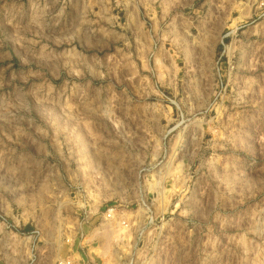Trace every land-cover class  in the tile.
Here are the masks:
<instances>
[{"label":"rangeland","instance_id":"rangeland-1","mask_svg":"<svg viewBox=\"0 0 264 264\" xmlns=\"http://www.w3.org/2000/svg\"><path fill=\"white\" fill-rule=\"evenodd\" d=\"M264 264V0H0V264Z\"/></svg>","mask_w":264,"mask_h":264},{"label":"built area","instance_id":"built-area-1","mask_svg":"<svg viewBox=\"0 0 264 264\" xmlns=\"http://www.w3.org/2000/svg\"><path fill=\"white\" fill-rule=\"evenodd\" d=\"M65 264H69L68 262H66Z\"/></svg>","mask_w":264,"mask_h":264}]
</instances>
